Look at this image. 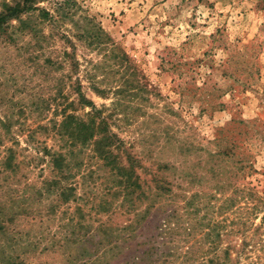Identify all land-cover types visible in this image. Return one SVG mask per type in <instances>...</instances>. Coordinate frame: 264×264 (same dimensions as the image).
<instances>
[{
    "label": "rangeland",
    "instance_id": "1",
    "mask_svg": "<svg viewBox=\"0 0 264 264\" xmlns=\"http://www.w3.org/2000/svg\"><path fill=\"white\" fill-rule=\"evenodd\" d=\"M15 3L0 27V264H178L212 252L217 220L230 264H264V0H0V12ZM118 50L142 89L115 108ZM80 94L124 143L110 164L58 134L65 115L90 119ZM224 138L252 197L217 216L205 161ZM129 157L144 192L131 200L117 183Z\"/></svg>",
    "mask_w": 264,
    "mask_h": 264
},
{
    "label": "trees",
    "instance_id": "2",
    "mask_svg": "<svg viewBox=\"0 0 264 264\" xmlns=\"http://www.w3.org/2000/svg\"><path fill=\"white\" fill-rule=\"evenodd\" d=\"M22 8L23 7H21L19 3H15L13 5L5 4L0 12V27L7 22V19L17 17V12ZM97 30L98 31L95 32H87L89 34H87L86 37L87 39H90V43L94 44L95 47H99L105 43L101 35L100 28L98 27ZM66 55L68 56V54ZM110 55L115 60L118 67L124 71L122 73V80L119 82V84L114 87L113 90L112 88H109L110 91L112 90L114 97L112 106H115L116 108L118 105H121L122 102L127 101V96H132V90H141L142 88L139 85V82L136 81L133 83L132 79L130 78L132 72L130 73L128 70L130 67L127 64V54L118 50L117 53L111 51ZM70 57V59H72V56ZM106 57H109V55H106ZM118 71L120 70L118 69ZM105 91H107V89H103L102 93ZM79 102L85 103L92 107L90 119L87 122H78L73 115H65V121H63V123L60 125V132L58 134H60L61 138H66V141H69L71 145L77 144L76 142H79V145L92 144V151L98 158L105 161V164L112 163L110 159L112 157L115 158L113 151L116 150L118 153V151L122 149L124 144L123 141L110 130L108 121L105 117L101 116V110H98L91 101L85 98L83 94H80ZM113 112L114 110L109 112L108 115L111 117ZM220 141H222L224 144L221 145ZM214 143L215 150H212L208 153L209 155L206 159L207 161H205L207 168L205 169L206 173L204 175L206 176L204 178L208 181H211L212 183L210 196L215 200V202L211 203L210 205H212V211L218 216L232 209L239 199L251 198L252 193L250 189H240L237 184L238 172L243 166L245 168L246 165H243L244 159H234L235 145L225 138L218 141L216 140ZM125 153L128 154L126 151ZM50 155L53 158H56L55 163H57V168L62 170L64 166V158L62 154L55 153ZM228 161L233 162L232 165H229ZM127 162V165H122L120 167L116 166L115 164L113 169L114 167H118L117 183L125 195L124 198L131 200L141 194L144 195V192H136V190L140 188L139 183H137L139 175L136 173L135 168L137 165H139V163L137 160L131 157L127 158ZM238 163L239 166L236 167V164ZM8 166L10 167V164H8ZM169 166L170 165L165 164L162 165L161 168L166 169L169 168ZM164 190L169 191L170 189L164 187ZM249 208L250 207H247L248 210ZM253 208L254 207H252L251 211L249 210L250 213H252ZM246 219L247 218L238 216L236 220H232L231 224L233 225V228H229L228 231H235L234 225L244 223L246 222ZM205 227L207 229V231L204 232L205 238L207 239L212 237V239H209V242H211L212 252H183L180 254V261L178 264H230V254L227 252V249L221 251V249L218 248V245L220 244V236L223 232L221 229H223L224 223L220 220L213 222L210 221L205 225ZM236 257L238 258V255H236ZM136 258L138 257L136 256ZM157 264L172 263L169 259H163L162 262ZM234 264H239L238 259L234 262Z\"/></svg>",
    "mask_w": 264,
    "mask_h": 264
}]
</instances>
